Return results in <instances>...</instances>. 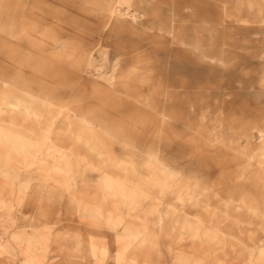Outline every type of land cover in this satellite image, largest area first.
I'll use <instances>...</instances> for the list:
<instances>
[{"label":"rangeland","instance_id":"obj_1","mask_svg":"<svg viewBox=\"0 0 264 264\" xmlns=\"http://www.w3.org/2000/svg\"><path fill=\"white\" fill-rule=\"evenodd\" d=\"M0 264H264V0H0Z\"/></svg>","mask_w":264,"mask_h":264}]
</instances>
